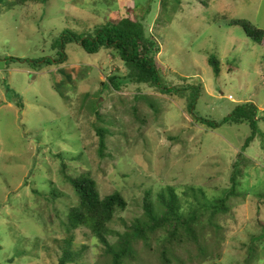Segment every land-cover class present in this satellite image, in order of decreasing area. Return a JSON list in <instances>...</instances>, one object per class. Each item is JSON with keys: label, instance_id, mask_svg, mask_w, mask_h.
I'll return each instance as SVG.
<instances>
[{"label": "rangeland", "instance_id": "1", "mask_svg": "<svg viewBox=\"0 0 264 264\" xmlns=\"http://www.w3.org/2000/svg\"><path fill=\"white\" fill-rule=\"evenodd\" d=\"M118 17L141 20L147 35L159 42L162 86L200 88L193 114L188 99L133 83L114 51L90 55L71 44L67 62H54L53 44L63 32L90 35ZM236 20L264 31V0H51L1 6L0 264H57L71 238V250L82 252L71 264L106 262L104 247L89 229L68 230L67 214L78 198L67 178L83 174L97 182L102 198L120 192L127 200L126 211L110 225L116 234L145 219L148 192L157 203L158 194L174 188L187 211L192 188L214 201L232 191L236 174L239 196L231 197V212L219 220L220 258L204 264H264V42L259 45L242 26L230 25ZM212 57L220 63L219 75ZM44 58L52 65L36 66ZM249 103L258 108V134L247 149L250 124L212 129L197 121L222 122ZM100 128L109 132L104 156ZM164 237L159 232L152 251L141 244L136 264H157ZM117 240L110 237L113 244ZM180 253L186 264H202L195 252Z\"/></svg>", "mask_w": 264, "mask_h": 264}, {"label": "trees", "instance_id": "2", "mask_svg": "<svg viewBox=\"0 0 264 264\" xmlns=\"http://www.w3.org/2000/svg\"><path fill=\"white\" fill-rule=\"evenodd\" d=\"M6 1H11V3L7 4ZM49 1L51 0H0V9L3 5L12 8L29 2L47 4ZM230 25L242 26L248 38L253 39L259 45L263 44V30L253 27L244 20L232 21ZM71 44L79 45L90 55L97 54L103 49L116 52L126 64L129 70V79L133 83L157 88L166 96H179L188 99V109L192 114L194 113L197 100L201 94L200 88L192 85L188 87V90L182 91L176 87L162 86L161 69L156 62V56L160 54L161 46L156 39L147 35L141 20L118 17L98 26L90 35L66 30L53 44L54 50L57 51V58L54 59L56 64L67 62L66 50ZM12 60L22 62L20 59ZM43 61L46 65H52L50 63L51 58H44L34 63L39 66ZM210 65L216 75H219L221 71L219 61L212 57ZM115 80L112 78L110 82L117 90L114 84ZM257 112L256 105L249 103L238 106L222 122L204 118H197V121L212 129L227 123L250 124L254 131L243 146L244 149H247L258 134L255 132L256 122H258ZM97 135L100 145L99 152L101 156H104L109 132L100 128L97 129ZM62 165L64 172H66V165ZM67 180L78 198L77 205L71 207L67 214L68 230L89 229L94 238L104 247L106 260L104 264H136L139 253H141L140 245L142 244L145 250L152 251L151 242L153 240L158 242L159 232H163L165 237L160 243L158 251L156 250L157 264H186L180 253L183 250L189 254L195 252L194 259L202 264L220 258L219 250L223 245L224 234L219 220L231 212L228 204L231 197L239 196L236 174L232 177V191L227 193L228 195L225 197L214 201H209L204 191L192 188L194 195L192 202L187 201L188 203H186L187 211L184 210L182 200L176 195L174 188H168L165 192L158 194L157 203L152 201L151 192H148L143 206L145 219L143 221L138 220L135 225L130 227L129 232L116 234L110 229V225L116 215L126 211L128 207V202L124 196L120 192H115L102 198L97 182L89 174H83L77 178L69 177ZM52 196L57 198L59 195L53 191ZM111 236H118L115 244L110 241ZM66 244L67 247L64 248L63 255L57 264L75 263L82 257L81 251L73 252L71 250L72 238Z\"/></svg>", "mask_w": 264, "mask_h": 264}, {"label": "built area", "instance_id": "3", "mask_svg": "<svg viewBox=\"0 0 264 264\" xmlns=\"http://www.w3.org/2000/svg\"><path fill=\"white\" fill-rule=\"evenodd\" d=\"M232 97H230V99H231Z\"/></svg>", "mask_w": 264, "mask_h": 264}]
</instances>
